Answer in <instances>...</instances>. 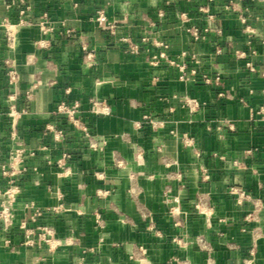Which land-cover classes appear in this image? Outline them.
<instances>
[{
    "label": "crops",
    "instance_id": "crops-1",
    "mask_svg": "<svg viewBox=\"0 0 264 264\" xmlns=\"http://www.w3.org/2000/svg\"><path fill=\"white\" fill-rule=\"evenodd\" d=\"M205 3L0 0V264H264V0ZM191 54L180 80L167 60Z\"/></svg>",
    "mask_w": 264,
    "mask_h": 264
},
{
    "label": "built area",
    "instance_id": "built-area-1",
    "mask_svg": "<svg viewBox=\"0 0 264 264\" xmlns=\"http://www.w3.org/2000/svg\"><path fill=\"white\" fill-rule=\"evenodd\" d=\"M212 2V0H206V3L202 6L199 7V10L203 13H208V5L207 3ZM161 15V13H159ZM210 18V15H206ZM93 21L96 22L97 26L101 29H107L108 32L112 35H116V25L114 22H109L107 21L106 15L104 13L103 10H98L96 13V16L93 18ZM185 30L192 36V38L194 40H199L200 38H202V35L205 31H207V28H205L203 30V32H200L198 28L194 27V26H189L186 27ZM217 32H220L219 30H217ZM67 34L70 33V30L66 31ZM119 40L126 45V49L127 51L133 53L136 52L138 49V44L135 42H132L130 40L129 37L127 36H120ZM146 41V37H142V42ZM154 45L163 48L161 51L158 52V58H165L166 54H165V49L167 48V44L161 40L159 41H154ZM83 63L86 65H92L94 62V51L92 49H87L86 47H83ZM220 49L216 48L215 49V53L219 54ZM236 53H239L240 55H242V52H238L236 51ZM153 61L152 63L157 64V57L153 56ZM193 63L194 66L188 69V66L186 64V62L183 61H177V60H172V59H168L167 62L173 66H175L179 72V79L180 80H187L189 74L190 75H195L197 70L196 67L200 65L201 63V59L198 57V55L196 54H191L190 58H189ZM247 66L250 70H254L252 64L247 63ZM13 73L11 72L10 76L13 77ZM201 78L203 80V82L205 83H211L212 79H214L215 82H218L220 80V75L219 73H216L214 75V77L211 79L210 76H208L205 73L201 74ZM184 99V101H186V103L190 104V102H193L192 100H188L185 98H182V100ZM193 104H196L195 102H193ZM10 114L13 116H17V112L14 110V106L11 105L10 107ZM78 108V103L77 101H75L71 106H67L64 102H60L57 106H56V112L57 113H62L65 114L68 119L73 123V124H77V119L74 117V113L76 112ZM92 111L96 112V113H101V114H108L109 113V108L107 105L103 104L101 101L98 100H93L92 101ZM144 120L149 121L152 125H155V122L148 116V115H144L143 116ZM230 127H232L230 125ZM60 134H56V137H59ZM86 136H89V134L87 132H85ZM91 146H94L93 143H91ZM251 149H248L245 151L246 154H250L251 153ZM17 159L18 158V154H15L13 159ZM233 165H237L238 161L237 160H233ZM4 174H6L7 172L5 170L2 171ZM13 175V172H10V176ZM231 194H233L236 198V202L238 204L243 203L246 200L250 199L249 194L238 187H231L230 191ZM31 206H34L33 204H30ZM11 213H10V205L9 204H2L0 207V217H4L5 220H8V218H11ZM40 216H42V212L38 209L35 208L31 219L32 220H36L37 218H39ZM38 228L40 229V236L39 238L41 240H43L44 242L49 243L50 238L49 235L51 233V230L47 227V226H38ZM32 230L31 229H27L26 230V234H25V243L26 244H32L33 243V239L30 238V234H31Z\"/></svg>",
    "mask_w": 264,
    "mask_h": 264
}]
</instances>
